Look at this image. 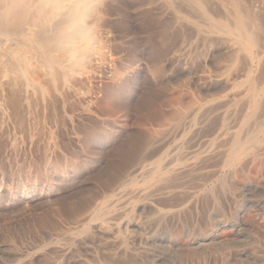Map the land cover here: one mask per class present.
<instances>
[{
  "label": "rangeland",
  "instance_id": "rangeland-1",
  "mask_svg": "<svg viewBox=\"0 0 264 264\" xmlns=\"http://www.w3.org/2000/svg\"><path fill=\"white\" fill-rule=\"evenodd\" d=\"M153 1L102 0V53L65 88L30 76L46 91L15 108L0 81V264H264V29L249 53L186 0ZM240 1L264 18V0Z\"/></svg>",
  "mask_w": 264,
  "mask_h": 264
},
{
  "label": "bare ground",
  "instance_id": "bare-ground-1",
  "mask_svg": "<svg viewBox=\"0 0 264 264\" xmlns=\"http://www.w3.org/2000/svg\"><path fill=\"white\" fill-rule=\"evenodd\" d=\"M110 1V0H109ZM149 1H151V0H149ZM154 1H156V0H154ZM153 1V3H155ZM175 2H181L182 4H184V6H188V5H185V3H184V0H183V2H182V0L180 1V0H174ZM227 1H229V4L232 6V10H230V8H229V13H228V15H229V17H228V20H226V21H224L225 19H223L222 18V16H221V18L223 19V20H218V19H220V17L218 16V19L217 20H215V19H213V18H211V17H209L208 16V14L206 13V10H205V5L209 2V0L207 1V3H206V0H186L185 2L187 3H190V5H192L193 7H196L197 9H199L201 12H202V14L204 15V18L206 19V21H208V28H206V29H208L209 31H218V32H221V34L223 33V34H225V36L226 35H228V36H232L233 38H235V40L239 43V45H240V49L242 48V49H244V50H246L247 52H249V53H252V51H253V47H257V49H259V50H261L260 48H262V46H261V44L259 43L261 40V38H262V40H263V37H261L260 39H259V33H258V29H259V27L260 26H262V31H263V26L264 25H260L259 23H257V22H260V23H262L261 22V20H263L264 18L263 17H261V20H260V17L258 16V20L256 19V17L255 16H257V14L255 15L254 14V17H252L249 13H248V11L250 10L247 6H245V5H243V6H245V9L246 8H248L247 10V13L248 14H246L245 12H244V10H243V8H241V6H242V2L240 1V0H227ZM258 1V0H257ZM106 2V1H105ZM111 2H114V1H111ZM147 2V1H146ZM160 2H162V0L160 1ZM172 3H173V1H171ZM250 2V1H249ZM251 2H253L252 4L254 5V1H251ZM107 3H109V2H107ZM149 4H150V2H148ZM168 3V2H167ZM171 3V4H172ZM210 3H213V4H215L214 2H209V4ZM243 3H245V0H243ZM104 4V3H103ZM111 4H114V3H111ZM152 4V3H151ZM160 4V3H159ZM159 4H158V6H159ZM177 4L178 3H176V6H177ZM180 4V3H179ZM227 5H228V3H226ZM105 5H107V4H105ZM181 5V4H180ZM180 5H178L179 6V8L181 7ZM210 5H212V4H210ZM209 5V9H212V7L213 6H210ZM258 5V4H257ZM104 6V5H103ZM157 6V7H158ZM218 7H220L219 5H217ZM108 7V6H107ZM110 7V6H109ZM108 7V8H109ZM215 7V6H214ZM217 7V8H218ZM107 8V9H108ZM173 8V7H172ZM187 8L188 7H185V9L187 10ZM190 8V7H189ZM192 8V7H191ZM190 8V9H191ZM195 8V9H196ZM206 8H208V7H206ZM216 8V7H215ZM214 8V9H215ZM216 8V9H217ZM258 8H259V6H258ZM257 8V9H258ZM105 9V8H104ZM104 9H103V11H104ZM105 9L106 10V12H108V10H110V9ZM169 9V8H168ZM185 9H183L184 11L183 12H185ZM195 9H191V10H194L195 11ZM208 9V11L210 12L211 10H209ZM215 9V10H216ZM219 10L218 11H220L221 10V8H218ZM262 9H264V8H262ZM173 10H174V8H173ZM178 10V9H177ZM181 10L182 9H180V11H178V12H181ZM191 10H187V11H190L191 12ZM227 10H228V8H227ZM194 11H193V13H194ZM197 11V10H196ZM213 11V10H212ZM189 12V13H190ZM198 12V11H197ZM253 12V11H252ZM258 12V11H257ZM264 12V11H263ZM187 14H188V12H186ZM221 14L220 15H223L222 14V12H220ZM259 13V12H258ZM107 14H109V15H111L110 14V12L109 13H107ZM183 15L185 14V13H182ZM186 14V15H187ZM194 14H196V13H194ZM197 14H199V13H197ZM212 14V13H211ZM217 14V13H216ZM260 15H261V13H259ZM182 15V16H183ZM186 15H184V16H186ZM192 16V19L194 18V15L193 14H191ZM200 15V14H199ZM199 15H195V16H199ZM264 15V14H263ZM212 17H213V15H211ZM262 16V15H261ZM179 17V16H178ZM181 17V16H180ZM215 17V16H214ZM105 18V17H104ZM108 18V17H107ZM186 18V17H185ZM187 18H188V15H187ZM198 18H200L201 20H204L203 19V16L201 17V15H200V17H198ZM197 17H196V19H198ZM104 20V19H103ZM180 20H183L182 18L181 19H179V21ZM190 20V19H189ZM260 20V21H259ZM108 21V20H107ZM198 23H199V20H196ZM195 21V22H196ZM104 22V21H103ZM102 22V23H103ZM109 22V21H108ZM107 22V23H108ZM112 22V21H111ZM183 21H181V22H179V23H182ZM191 22V21H190ZM192 22H193V20H192ZM205 22V21H204ZM203 21L201 22L200 21V23H202V25H203V23H204ZM101 23V24H102ZM106 23V22H105ZM185 23V22H184ZM206 23V22H205ZM204 23V24H205ZM189 24V23H188ZM103 25V24H102ZM184 26H186V25H184ZM204 26V25H203ZM206 26V25H205ZM206 26V27H207ZM190 27V26H189ZM195 27H198L197 25H195ZM101 28V27H100ZM103 28V27H102ZM194 28V27H193ZM200 28V27H199ZM198 30V29H197ZM104 30H102L101 31V33L103 32ZM202 31V30H201ZM104 32H106V31H104ZM104 32H103V35H104ZM204 32V31H203ZM204 33H206V32H204ZM206 34H208V33H206ZM262 34V33H261ZM106 35V34H105ZM209 35H211V33H209ZM170 36V35H169ZM207 36V35H206ZM223 36V35H222ZM100 37H101V35H100ZM105 37V36H104ZM190 37V36H189ZM224 37V36H223ZM106 38H108V37H106ZM225 38V37H224ZM228 39H230L229 37H228ZM49 40H50V37H49V35L46 33V32H40V33H38V35L36 36V38H35V40L33 41V42H31V43H26L25 41H23L22 39H18V38H14V37H12V36H8V35H6V34H4V33H2V32H0V81H2V80H5V82L4 83H6V84H3L2 86H4V88H5V85H7L8 86V91L10 92L9 94L11 95L12 94V103H14V104H12V103H10V104H12V105H14L13 107H17V103H18V101L20 100L19 99V95L21 94L22 96L24 95V93L23 92H26V95L28 94L29 95V93H31V94H33V93H35L37 90L38 91H40V92H42V93H44L45 91H46V89H45V87L40 83L41 81H37L38 83H36V84H31V86H33L32 88H29V85H30V80H29V78H30V76H34V77H42V79L44 80V85L47 87V89H52L53 88V90H56L57 89V87H56V84H55V81H58L59 82V80H60V84H59V89H60V86L62 87L61 89H63V88H65V84L67 83V80H69L70 81V79L73 77V76H71L72 75V72L74 71H76V70H68V69H66L62 64H60V63H57V62H55V61H49L48 59H46L43 55H39V56H37L35 59H33L32 57H31V55H30V53H31V51L32 50H36L37 52H40V53H43L44 52V50L47 48V45H48V43H49ZM100 40H102V39H100ZM260 40V41H259ZM104 41V40H103ZM102 41V42H103ZM236 41H235V43H236ZM264 41V40H263ZM237 43V44H238ZM236 44V45H237ZM260 44V48H259V45ZM263 44H264V42H263ZM237 47H239V46H237ZM263 48H264V46H263ZM18 49H22L23 50V53H24V55L27 57V60H26V62L25 61H22V60H20V59H18L17 57H18ZM101 48H100V50H98V51H100L101 52ZM244 50H243V52H244ZM238 52H240L239 50H237ZM255 51H257V50H255ZM99 53V52H98ZM102 53V52H101ZM240 53H242V50H241V52ZM257 53V52H256ZM256 53H255V55H256ZM258 53H259V51H258ZM236 54H238V53H236ZM243 54V53H242ZM245 54V53H244ZM243 54V57L246 55H244ZM259 54H261V52L259 53ZM3 55H6L5 57H6V59H4L3 58ZM236 56H238V55H236ZM239 56L240 57H242L240 54H239ZM239 56H238V58H239ZM247 57V56H246ZM262 57H264V56H262ZM261 57V58H262ZM234 58V57H233ZM237 59V58H236ZM245 60L246 59H248V58H244ZM258 59V58H257ZM238 61H239V59H237ZM263 60V59H262ZM261 59H260V61H262ZM247 61V60H246ZM248 61H249V64L251 65V63H250V60L248 59ZM97 62V61H96ZM254 63V62H253ZM261 63H263V62H261ZM260 63V64H261ZM94 65V64H93ZM97 65V64H96ZM96 65H95V67H96ZM250 65H248L247 67H249ZM258 65H259V63H258ZM242 66V65H241ZM90 67H92V63L88 66V68H90ZM245 67V66H244ZM260 67V66H259ZM251 68V67H250ZM256 68H258V67H256ZM261 68V67H260ZM247 69H249V68H247ZM263 69H264V67H263ZM93 70V69H92ZM259 70V69H258ZM249 71H250V69H249ZM257 71V70H256ZM251 72H252V70H251ZM76 73V72H75ZM248 73H250V72H248ZM258 73V72H257ZM247 74V73H246ZM256 74V73H255ZM76 75V74H75ZM79 75V74H78ZM71 76V77H70ZM89 76V75H88ZM255 76V75H254ZM75 77V76H74ZM248 77V76H247ZM263 77V76H262ZM261 77V78H262ZM70 78V79H69ZM254 78H256V76L254 77ZM35 79H37V78H35ZM41 79V78H40ZM41 79V80H42ZM259 79V78H258ZM42 80V81H43ZM73 80V79H72ZM82 80V79H81ZM73 81H75V80H73ZM73 81H71V83L73 82ZM77 81H78V79H77ZM84 81V80H83ZM82 81V82H83ZM254 81H256V80H254ZM259 82H260V79L258 80ZM264 82V81H263ZM43 83V82H42ZM258 83V82H257ZM76 84H77V82H76ZM248 84V83H247ZM258 84H260V83H258ZM262 84V83H261ZM260 84V85H261ZM0 85H1V83H0ZM242 85V84H241ZM240 85V86H241ZM244 85V84H243ZM260 85H259V87H260ZM68 86V85H67ZM239 86V85H238ZM239 86V87H240ZM258 86V85H257ZM1 87V86H0ZM245 87V86H244ZM25 88V89H24ZM246 88V87H245ZM252 88H253V85H252ZM59 89H58V91H59ZM0 90H1V88H0ZM67 90V89H66ZM69 90V89H68ZM242 90V89H241ZM248 90V89H247ZM70 91V90H69ZM244 91V89L241 91V92H238V93H242ZM250 91V90H249ZM5 92V91H4ZM18 92H20L19 93V95H18ZM223 92V91H222ZM248 92V91H247ZM56 93V92H55ZM246 93V92H245ZM249 93H251V91L249 92ZM1 94V93H0ZM37 94H38V92H37ZM53 94V92L51 93V95ZM70 94V93H69ZM240 94H238V95H240ZM260 94H261V91H260V89L257 87H254L253 89H252V96H253V102L256 104V103H258L259 102V100H258V97L260 96ZM9 95V96H10ZM18 95V96H17ZM21 95H20V98H21ZM25 95V96H26ZM245 95V94H244ZM40 96V95H39ZM53 96V95H52ZM56 96V95H55ZM55 96H53V98L55 97ZM236 96H237V94H236ZM31 97V96H30ZM231 97V96H230ZM242 97H243V95H242ZM247 97V96H246ZM246 97H244V99L246 98ZM264 97V96H263ZM1 98V97H0ZM59 98V97H58ZM241 98V97H240ZM248 98V97H247ZM247 98H246V100H247ZM260 98V97H259ZM33 99V98H32ZM55 99H56V97H55ZM238 99V98H237ZM261 99V98H260ZM263 99V98H262ZM10 100V101H11ZM31 100V99H30ZM235 100V99H234ZM9 101V100H8ZM20 101H22V100H20ZM49 101V100H48ZM239 102V101H238ZM243 102V101H242ZM246 102V101H245ZM32 103H33V101H32ZM31 103V104H32ZM40 103V102H39ZM59 103V102H58ZM61 104V103H60ZM60 104H58V105H60ZM199 104V103H198ZM263 104V103H262ZM33 105V104H32ZM57 105V104H56ZM208 105V104H207ZM239 105V104H238ZM242 105V104H241ZM252 105H254L253 103H252ZM34 106V105H33ZM40 106H42V104H40ZM191 106V105H190ZM190 106H187V107H190ZM199 105H197V107H198ZM204 106H206V105H204ZM244 106V105H243ZM242 106V107H243ZM262 106V105H261ZM260 106V107H261ZM12 107V108H13ZM60 107H61V105H60ZM195 107V106H194ZM245 108H246V106H244ZM259 107V106H258ZM9 108H11L10 106H9ZM11 108V109H12ZM23 108V107H22ZM185 108V107H184ZM203 108V107H202ZM201 108V109H202ZM206 108L208 109V107L206 106ZM221 108V107H220ZM219 108V109H220ZM264 108V107H263ZM62 109V108H61ZM180 109V108H179ZM195 109V108H194ZM197 109V108H196ZM195 109V110H196ZM200 109V110H201ZM257 109H259V108H257ZM14 110V109H13ZM185 110H187V108H185ZM190 110V109H189ZM194 110V111H195ZM212 110H213V108H212ZM211 110V111H212ZM261 110H263L264 111V109H262V107H261ZM12 111V110H11ZM16 111H18V110H16ZM15 111V112H16ZM193 111V112H194ZM203 111V110H202ZM245 110L243 109V112H244ZM262 111V112H263ZM182 112H184V110L182 111V110H180V113H182ZM205 112V111H204ZM261 112V113H262ZM20 113V112H19ZM18 113V114H19ZM177 113H179V112H177ZM203 113V112H202ZM190 114V113H189ZM191 114H192V112H191ZM196 114H198V113H196ZM203 114H206V112L205 113H203ZM203 114H201V115H203ZM242 114V113H241ZM254 114H257L256 113V110H255V113ZM16 115V114H15ZM179 116H180V114H178ZM210 114H208V116H209ZM226 115V114H225ZM258 115H259V113H258ZM256 116L257 118L258 117H260V116ZM262 116H263V114H261ZM192 115H190V117H191ZM194 116H196L195 114L191 117V118H193ZM204 116V115H203ZM207 116V115H206ZM249 116V115H248ZM248 116H247V118H248ZM188 117V119H189V115L187 116L186 115V118ZM197 117H199L198 115H197ZM196 117V118H197ZM201 117V116H200ZM242 117H244V116H242ZM181 118V117H180ZM204 118H205V116H204ZM225 118H226V116H225ZM246 118V119H247ZM256 118V119H257ZM261 118V117H260ZM260 118H258L259 120H260ZM263 118H264V116H263ZM18 119V118H17ZM216 119V118H215ZM253 119V118H252ZM171 120H173V119H171ZM187 120V119H186ZM198 119H196V121H197ZM206 120V119H205ZM243 120V119H242ZM255 120V119H254ZM254 120H252L253 122H254ZM188 121V120H187ZM189 121H190V119H189ZM223 121V120H222ZM227 121V120H226ZM249 121H251V120H249ZM174 122V121H173ZM183 122V121H182ZM191 122V121H190ZM190 122H189V124H190ZM213 121H211V123H212ZM253 122H251V123H253ZM263 122H264V119H263ZM18 123V122H17ZM187 122H183V124H185L186 126H189L190 127V125H187L186 124ZM223 123H225L224 121H223ZM244 123H245V121H244ZM251 123H250V125H247V126H251ZM193 124V123H192ZM259 124V123H258ZM225 125V124H224ZM223 125V126H224ZM226 125H228V123L226 124ZM260 125V124H259ZM185 126V127H186ZM243 126V125H242ZM253 126H255V123L253 124ZM253 126H252V128H253ZM261 126V125H260ZM262 126H264V124L262 125ZM172 127V126H171ZM179 127V126H178ZM191 127H193V125H191ZM206 127H207V125H206ZM215 127V126H214ZM183 128H184V126H183ZM244 128V127H243ZM248 128V127H247ZM259 128V127H258ZM262 128V127H261ZM185 129V128H184ZM189 129H191V128H189ZM207 129H208V127H207ZM214 129V128H213ZM222 129V128H221ZM240 129V128H239ZM254 129V128H253ZM256 129V128H255ZM264 129V128H263ZM198 130V129H197ZM246 130V129H245ZM258 130V129H257ZM217 131H218V129H217ZM222 131V130H221ZM240 131V130H239ZM252 131V130H251ZM255 132H257L256 130H254ZM183 132V131H182ZM187 132H188V130H187ZM243 132V131H242ZM244 132H246V131H244ZM259 132V131H258ZM185 133V132H184ZM183 133V134H184ZM232 133V132H231ZM208 134V133H207ZM246 134V133H245ZM254 134V133H253ZM257 134V133H256ZM211 135V134H210ZM210 135H209V137H210ZM221 135V134H220ZM229 135V134H228ZM252 135V134H251ZM263 135V134H262ZM231 136V135H230ZM231 137H233V133H232V136ZM242 137H244V136H242ZM241 137V138H242ZM246 137V136H245ZM248 137V136H247ZM253 137H256L257 138V135L256 136H254V135H252V139H253ZM261 137V136H260ZM200 138V137H199ZM227 138H229V137H227ZM240 138V139H241ZM243 139H245V138H243ZM242 139V140H243ZM231 140V139H230ZM242 140H240V141H242ZM259 139L257 138V141H258ZM253 142H255V140H252ZM260 141V140H259ZM264 141V140H263ZM263 141H262V143H263ZM230 142V141H229ZM247 142H250V140H248ZM252 142V143H253ZM251 143V142H250ZM256 143V142H255ZM261 143V144H262ZM250 145L251 144H247V143H244V145L243 144H237L235 147H234V151H233V153H232V156H231V158L229 159V161L227 162V164L229 165V166H231V168H233V167H235L234 165L249 151V149H250ZM258 145V144H257ZM225 146V145H224ZM263 146V145H262ZM187 148V147H186ZM226 148V147H225ZM263 148V147H262ZM256 149V148H255ZM259 149H261V148H259ZM258 149V150H259ZM262 150V149H261ZM261 150H260V153H262L261 152ZM263 150H264V148H263ZM251 151V150H250ZM258 151H256V153H257ZM250 154V153H249ZM248 154V155H249ZM165 155V154H164ZM261 155V154H260ZM224 156V155H223ZM262 156V155H261ZM258 157H260L259 155H258ZM223 158V157H222ZM246 158H247V155H246ZM264 158V157H263ZM159 159H161V157L159 158ZM211 159V158H210ZM243 160V159H242ZM253 160V159H252ZM255 160V159H254ZM253 160V161H254ZM226 161V160H225ZM248 161V160H247ZM240 162V161H239ZM250 162H252V161H250ZM158 163V162H157ZM162 163H164V162H162ZM161 163V164H162ZM221 163H222V160H221ZM166 164V163H165ZM159 165V164H158ZM262 165V164H261ZM152 165H150V167H151ZM228 167V166H227ZM247 167V166H246ZM153 168V167H152ZM167 168H168V166H167ZM166 168V169H167ZM229 168V167H228ZM262 168H263V165H262ZM165 169V168H164ZM172 170H174V169H172ZM153 171V170H152ZM176 171V170H175ZM221 171V170H220ZM150 172H151V169H150ZM154 172V171H153ZM172 172H174V171H172ZM171 172V173H172ZM233 172V171H232ZM175 173V172H174ZM222 173V172H221ZM151 174V173H150ZM173 174V173H172ZM153 175V174H152ZM222 175V174H221ZM224 175V174H223ZM149 176V175H148ZM147 176V177H148ZM151 176V175H150ZM212 176V175H211ZM157 177V176H156ZM155 177V178H156ZM166 177V176H165ZM221 177V176H220ZM218 179V178H217ZM227 179V178H226ZM220 180H222L223 181V178H221ZM153 181V180H152ZM222 181H221V183H222ZM227 181V180H226ZM130 182V181H129ZM132 182V181H131ZM130 182V183H131ZM135 182V181H134ZM157 182V181H156ZM228 182V181H227ZM226 182V183H227ZM128 183V182H127ZM138 183V182H137ZM144 183V182H143ZM155 183V182H154ZM215 183H216V181H215ZM218 183V182H217ZM219 183H220V181H219ZM223 183H224V181H223ZM129 184V183H128ZM133 184V183H132ZM212 184H214V183H212ZM228 184V183H227ZM144 185H145V183H144ZM147 185V184H146ZM157 185H159V184H157ZM218 185H220V184H218ZM221 185H223V184H221ZM127 186V185H126ZM136 186V185H135ZM212 186V185H211ZM227 186V185H226ZM214 186H212V188H213ZM221 187H223V186H221ZM170 189V188H169ZM213 189H215V187L213 188ZM219 189V188H218ZM222 189V188H221ZM225 189V188H224ZM211 190V189H210ZM208 191V190H207ZM220 191V190H219ZM228 191V190H227ZM173 192V191H172ZM210 192V191H209ZM221 192V191H220ZM208 193V192H207ZM176 194V193H175ZM209 194V193H208ZM213 194H214V191H213ZM210 195V194H209ZM218 195V194H217ZM217 195H215L214 194V196L216 197ZM211 196H213L212 194H211ZM174 197V196H173ZM214 197V198H215ZM108 207V206H107ZM107 207H106V209H107ZM111 206H109L108 208H110ZM114 208V207H113ZM108 210V209H107ZM106 210V211H107ZM108 211H110V210H108ZM111 213H112V211H110ZM107 215H109L108 213H106ZM97 215H99V214H97ZM106 215V216H107ZM99 217V216H98ZM103 218H104V216H103ZM102 219V218H101ZM214 232V231H213ZM208 244V243H207ZM121 254V253H120ZM117 259V258H116ZM109 260H110V258H109ZM114 261V260H113ZM134 261V260H133ZM116 262V261H115ZM114 262V263H115ZM122 262V261H121ZM117 263V262H116ZM119 263V262H118Z\"/></svg>",
  "mask_w": 264,
  "mask_h": 264
},
{
  "label": "clouds",
  "instance_id": "clouds-1",
  "mask_svg": "<svg viewBox=\"0 0 264 264\" xmlns=\"http://www.w3.org/2000/svg\"><path fill=\"white\" fill-rule=\"evenodd\" d=\"M102 8V0H0V32L26 43L46 32L47 48L43 53L32 50L31 57L43 55L79 71L93 62L101 47ZM17 51V58L26 62L23 50Z\"/></svg>",
  "mask_w": 264,
  "mask_h": 264
}]
</instances>
